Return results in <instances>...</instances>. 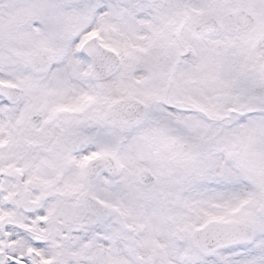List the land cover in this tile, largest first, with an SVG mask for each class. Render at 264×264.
<instances>
[{
	"label": "snow or ice",
	"instance_id": "obj_1",
	"mask_svg": "<svg viewBox=\"0 0 264 264\" xmlns=\"http://www.w3.org/2000/svg\"><path fill=\"white\" fill-rule=\"evenodd\" d=\"M0 264H264V0H0Z\"/></svg>",
	"mask_w": 264,
	"mask_h": 264
}]
</instances>
